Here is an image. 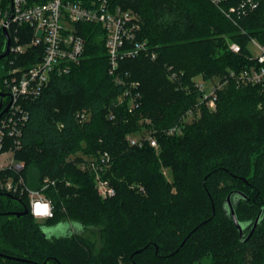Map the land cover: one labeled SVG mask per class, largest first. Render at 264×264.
Listing matches in <instances>:
<instances>
[{
  "label": "trees",
  "instance_id": "1",
  "mask_svg": "<svg viewBox=\"0 0 264 264\" xmlns=\"http://www.w3.org/2000/svg\"><path fill=\"white\" fill-rule=\"evenodd\" d=\"M109 1L139 15L138 38L157 54L154 60L142 55L120 64L122 76L139 82L140 106L133 113H128L126 103L116 107L123 88L109 74L105 33L99 25L79 24L78 34L86 42L84 58L69 75L54 77L38 98L26 103L29 117L16 152L25 163L29 186L39 188L44 177L56 182L45 190L54 215L41 223L31 215L16 217L12 213L24 210L26 197L0 194V254L16 258L6 259L8 264H120L118 256H125L129 264H195L194 253L200 250L206 251L201 259L209 258L211 264H261L264 194L256 183L264 161V84L237 87L230 82L218 92L216 110L202 104L200 117L186 124L182 134L166 131L199 103L193 78L221 77L250 64V39L264 45V0L238 25L210 0ZM225 39L238 43L241 51L233 53ZM5 45L0 30V55ZM39 56L20 57L14 66L30 65ZM8 67V59L0 61L2 92ZM170 68L188 89H177L168 77ZM104 86L110 98L100 91ZM7 103L5 99L3 108ZM84 109L91 110L92 118L81 124L75 115ZM110 109L116 120L108 118ZM144 127L155 131L158 150L128 144L127 136ZM103 152L111 156L104 177L116 191L106 199L99 196L93 175L78 167L82 157ZM164 168L170 169L172 181ZM218 175L224 179L219 187L224 196L222 220L235 228L238 238H224L225 230L203 231L218 217L210 189ZM133 184H141L146 192L135 191ZM230 194L239 221L249 224L246 236L263 211L247 242L225 211ZM203 196L208 212L200 219L197 207ZM249 206L260 209L256 216L241 213ZM68 221L90 228L91 236L69 231L71 235L48 239L40 230ZM82 241L86 246H80ZM84 246L88 251L81 255L78 249Z\"/></svg>",
  "mask_w": 264,
  "mask_h": 264
},
{
  "label": "built area",
  "instance_id": "2",
  "mask_svg": "<svg viewBox=\"0 0 264 264\" xmlns=\"http://www.w3.org/2000/svg\"><path fill=\"white\" fill-rule=\"evenodd\" d=\"M9 1L7 8L0 7V30L3 33L6 29L11 41L10 52L6 58L9 67L2 80L5 88L3 93L7 94L4 100L8 99L7 105L10 104V107L0 119V194L13 198L26 197L28 205L24 210L28 209V215L44 222L54 215L52 202L46 196L45 190L56 182L44 177L39 188L29 186L23 175L25 163L16 158V152L22 147V129L29 117L26 103L38 98L54 77L69 75L84 58L86 42L78 34V25L96 24L103 29L109 74L123 88V94L118 97L115 105L118 107L126 103L128 113H133L140 106V85L139 82L130 80L129 75H121L120 64L124 60L142 55L154 60L157 54L146 40L141 41L138 38L141 30L139 15L114 6L109 0ZM260 1L210 0L234 25H238L240 20L256 11L260 7ZM229 48L235 54L241 51V46L236 42H231ZM248 50L250 64L238 70H228L221 77L205 79L197 76L192 79L200 93L199 103L182 115L179 124L166 131L168 135L182 134L184 125L189 122V118L196 115L202 104L215 109L218 92L230 82L237 87L264 84V45L251 38ZM29 55H40V60L23 67L14 66L20 57ZM168 77L177 89H188L183 87L180 76L171 68ZM75 117L81 124L88 123L91 121L92 112L84 109L78 111ZM108 118L116 120L112 109L109 110ZM140 122L151 125L149 119H142ZM154 134V130L144 127L141 132L129 134L127 141L132 147L148 144L158 150L159 143ZM74 158L72 156L71 160ZM78 167L93 175L100 196L106 199L116 195L115 188L104 177L111 168V156L108 152L82 157ZM140 191L144 193V187H140ZM36 202L47 205L38 217L33 215V205Z\"/></svg>",
  "mask_w": 264,
  "mask_h": 264
},
{
  "label": "rangeland",
  "instance_id": "3",
  "mask_svg": "<svg viewBox=\"0 0 264 264\" xmlns=\"http://www.w3.org/2000/svg\"><path fill=\"white\" fill-rule=\"evenodd\" d=\"M9 2L10 1L0 0V7L7 8V6L9 5ZM225 41L227 42V45L228 46L232 42L230 39H227V40L225 39ZM198 79H200V78L198 77ZM100 91L103 93V95L105 97H107V98L108 97L109 98L111 97V94H110L109 90H107V87L106 86L100 88ZM76 97L79 98V95L76 96ZM117 100H118V98H117ZM66 102L68 103L69 101L66 100ZM207 108H209V107L207 106ZM209 109H211V107ZM211 110L214 111L216 109L212 108ZM200 114H201V108L196 111V115L195 116L189 118L190 120L186 124H190L194 120L198 119L200 117ZM164 175L166 176L167 180H169V181H172L173 180V175H172L170 169L164 168ZM208 175L206 174L205 176L207 177ZM223 180H224L223 177L220 176V175H218V176H215L210 181V189L212 191V194H213L214 198H216L215 200H216L218 217H217L216 221L213 222L212 225H209L203 231L206 234L209 231H213V230L216 231L217 229L221 233H223L224 230H225V233H223V237L224 238H234L235 236H236V238H238V235H237V233L235 231V228L233 226H231L226 220H225V222L222 220V217L223 216H222V213H221V207L220 206H221L222 201L224 200V196L222 197V194L223 193L220 194L219 187L222 184H224V181ZM214 182L215 183L217 182V185H213ZM256 185L258 187H261V190L263 191V194H264V161H262L261 164H260V168H259V172H258V176H257V183H256ZM131 187L135 191L137 190V188H138V191H140V187H143V186L141 184H133V185H131ZM99 196H100V194H99ZM100 197L102 199H105L102 196H100ZM200 199L201 200L199 201V205L197 207V214L200 215L201 216L200 219H202L204 217V215L208 212V205H207V199L204 196L201 197ZM259 210L260 209L258 207L249 206V207L241 208V213L242 214H251L252 213L254 216H256L258 214ZM36 222H40L41 223L42 221H38L37 220ZM74 225L75 224L73 222L68 221V224L67 223H62V224L54 227L52 230L54 232H56V233H59V232H61L63 230L71 231L73 233H79V232H81V233H84L85 235L87 234V235H90L91 236V229L90 228H84V227H82V229H81L82 231H81V230H77ZM53 236H57V235H53ZM198 238H201V236H198ZM92 239H94V238H92ZM146 241H148V240L146 239ZM261 242H262V246L264 248V232H263V236H262ZM82 245H85L83 243V241L81 242L80 246H82ZM85 246H84L83 249H78L79 254L83 255L85 252L88 251V247H85ZM205 253H206V251H200V250L199 251H196L194 253V256L193 257H194L195 264H211L210 261H209V258H206L205 257V258L201 259L202 255L205 254ZM249 258H252L251 255H250ZM118 259H119L120 264H129L128 261H127V259L125 258V256H118ZM149 259H147L145 261L147 262ZM0 264H8V262L6 261L5 258H3V259H1ZM261 264H264V260L262 261Z\"/></svg>",
  "mask_w": 264,
  "mask_h": 264
},
{
  "label": "water",
  "instance_id": "4",
  "mask_svg": "<svg viewBox=\"0 0 264 264\" xmlns=\"http://www.w3.org/2000/svg\"><path fill=\"white\" fill-rule=\"evenodd\" d=\"M3 35H4L5 40H6V45H5V48H4V53L0 55V61L7 58V56L9 55V52H10V48H11L10 37H9L8 31L6 29L3 30ZM5 97H7V94L3 93L0 90V98H1V102H0V119L8 111V109L10 107V104H8L4 109H2L3 100H4ZM224 208H225V211L227 212V214L232 219L236 229L238 230L240 239L243 240L244 242H247L252 237V235L254 234L257 226L261 222L263 211L261 210L259 212V214H258V216H257V218H256V220H255L250 232L246 236L245 229L248 227L249 224L248 223H241L239 221V219L237 217V214H236V211H235V206H234V204L232 202V194L228 195V197H227V199L225 201V204H224ZM12 214L15 215L16 217L27 216L28 215V209H25L24 211H21V212H14ZM140 251L141 250L136 251L135 253L137 254ZM0 256L5 258V259H8V260L16 259L15 257L3 255V254H0Z\"/></svg>",
  "mask_w": 264,
  "mask_h": 264
},
{
  "label": "clouds",
  "instance_id": "5",
  "mask_svg": "<svg viewBox=\"0 0 264 264\" xmlns=\"http://www.w3.org/2000/svg\"><path fill=\"white\" fill-rule=\"evenodd\" d=\"M47 208V205L41 204L40 202H36L33 205V215L34 216H40L42 211L45 210ZM76 227L77 230H81L82 229V225L76 223L74 225ZM43 233H45L46 238L48 239H52L53 235H57L62 236V235H71V232L67 231V230H63L59 233L54 232L52 229L47 228V227H41L40 229Z\"/></svg>",
  "mask_w": 264,
  "mask_h": 264
}]
</instances>
